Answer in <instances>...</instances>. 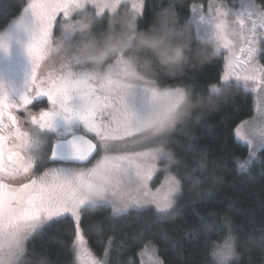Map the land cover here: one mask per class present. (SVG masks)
<instances>
[{"label": "snow or ice", "instance_id": "snow-or-ice-1", "mask_svg": "<svg viewBox=\"0 0 264 264\" xmlns=\"http://www.w3.org/2000/svg\"><path fill=\"white\" fill-rule=\"evenodd\" d=\"M123 2L30 0L24 8L22 18L26 23L22 28L30 37L26 45L32 69L30 83L14 100L0 90V264H21L29 255V243L35 236L68 219L75 226L71 251L76 264H108L109 248H105V259H97L86 245L81 228L85 214L110 207L109 220L114 221L134 209L150 211L145 205H155L157 213L175 210L174 201L182 194L184 181L200 182L196 172L204 168L203 163L188 169L177 160V154L168 150L169 136L144 137L139 133L136 113L126 103L130 84L113 76L97 80L86 68L72 65H64L60 75L49 73L42 80L36 77L40 61L50 55L58 39L53 34L58 14H63L60 25L86 5L93 6L100 16L102 10H117ZM142 8L143 3L132 4L137 22ZM190 13L210 25L207 38L228 53L223 76L201 93L215 90L217 85L231 88L241 81L245 88L264 91V65L258 62L264 52V3L249 0V9L238 14L229 8L227 0H209L207 8L193 4ZM144 85L152 94L161 87L149 82ZM222 97H217V101ZM45 98L49 108L41 109L38 116L29 112V106L42 104ZM14 110H23L24 117H18ZM198 115L202 119L205 113ZM241 127L234 130L238 138ZM88 134H94L95 141ZM246 143L252 148L250 140ZM97 150L102 155L88 166ZM187 151L200 161L207 159L194 146L190 145ZM165 161V182L153 191L149 182L158 171V164ZM238 167L242 169L243 165ZM214 227L211 221L202 219L187 235L196 237ZM115 228L110 223L99 234ZM249 238L242 241L229 226L227 238L213 248L212 264H232L233 244L236 247ZM112 242L110 239L109 244ZM40 264L44 262L41 260ZM151 264L162 262L153 258Z\"/></svg>", "mask_w": 264, "mask_h": 264}, {"label": "trees", "instance_id": "trees-1", "mask_svg": "<svg viewBox=\"0 0 264 264\" xmlns=\"http://www.w3.org/2000/svg\"><path fill=\"white\" fill-rule=\"evenodd\" d=\"M26 1L0 0V30L21 12ZM207 1L143 0L138 25L147 27L155 12L171 4L180 23L188 28L194 45L199 40L215 45L198 37L192 25L191 6ZM236 1L227 0V3L235 4ZM257 3H264V0H257ZM84 11L95 12V9L86 7ZM117 11L131 13L127 2H123ZM107 14L108 11L101 13L100 19ZM103 27L101 22L97 31ZM24 57L26 60V55ZM11 65L18 68L21 61H14ZM223 67L224 52L219 50V54L202 67L187 70L177 79L162 76L159 85H191L195 91L201 92L209 83L219 80ZM13 79L16 80L14 76ZM17 88L20 86L17 85ZM207 93L203 91V94ZM42 106L45 109L50 105L44 100V103L33 104L29 108L36 110ZM254 106L253 93L238 84L227 88L226 94L214 108L203 111L205 115L202 119L198 115L200 112H194L192 118L168 134L171 138L168 150L177 154V160L186 168L193 169L204 164V168L196 172L200 182L184 181L182 194L174 205L175 210L157 213L155 208L149 206L144 208H150V211L134 209L118 215L114 221L109 220L110 207L89 211L83 216L81 228L90 251L98 259H105V248H109L108 264H139L138 251L144 245L151 244L163 264H212L214 245L227 237L229 226L242 241L245 237L256 239L264 236V146L258 150L247 169L239 170L237 160L247 154V146L234 134L236 125L252 116ZM190 145L204 152L207 159L200 161L197 155L189 154L187 150ZM157 176L153 183H157ZM202 219L211 221L215 227L196 237L187 235L194 226L201 224ZM110 223L116 225L115 230H104L100 235V231L107 229ZM74 239L75 226L71 219L52 225L30 241L29 255L21 264H40L41 260L44 264H75L74 252L71 251ZM110 239L113 240L111 244ZM235 248L240 254L232 258V264H264L261 244L252 245L247 241Z\"/></svg>", "mask_w": 264, "mask_h": 264}, {"label": "clouds", "instance_id": "clouds-1", "mask_svg": "<svg viewBox=\"0 0 264 264\" xmlns=\"http://www.w3.org/2000/svg\"><path fill=\"white\" fill-rule=\"evenodd\" d=\"M101 22L104 27L97 31ZM25 23L22 17L18 18V25L23 27ZM57 37L50 56L61 68L78 66L89 70L97 80L113 76L127 84L159 85L162 76L177 79L219 54V49L207 41L199 40L194 45L188 28L171 7L155 12L145 28L139 27L134 14L114 8H109L102 19L95 12H75L59 25ZM226 90V85H217L215 90L203 94L190 85L157 87L143 110L135 114L139 133L144 137L168 135L192 118L194 112L214 108L217 97L224 96ZM126 96L134 98L130 88ZM248 243L264 244V239L249 238ZM231 254H240L234 244Z\"/></svg>", "mask_w": 264, "mask_h": 264}, {"label": "rangeland", "instance_id": "rangeland-1", "mask_svg": "<svg viewBox=\"0 0 264 264\" xmlns=\"http://www.w3.org/2000/svg\"><path fill=\"white\" fill-rule=\"evenodd\" d=\"M30 2V0H27L25 5L23 6L21 12L13 17L9 23L4 26L0 30V90L5 91L8 96L12 95L14 93V89L17 87V85L20 84V81H12L11 74H23L18 68L17 65H11L14 61H24L26 52V45L28 40L30 39L29 35L24 31L22 27L18 26V18L22 17L24 14V8L27 6V4ZM124 2H127L130 6L131 13L132 11V4L137 3L140 4L143 2V0H124ZM209 3V0L205 3H196V4H203L205 8H207V4ZM229 8L232 9L233 12L238 14H243L249 9V0H237L235 4H228ZM86 7H93L91 5H86ZM142 10V9H141ZM84 10H77V14ZM96 11V9H95ZM108 11L107 9L102 10L101 13ZM141 13V11H140ZM27 20V18H25ZM191 19H192V25L193 29L195 30L198 37H201L203 39L209 40L207 38V34L210 31V25L202 22L199 17L195 14L191 13ZM63 20V14L60 13L57 16V23H54L53 26V34L54 36L58 35L59 32V21ZM211 41V40H209ZM212 42V41H211ZM214 43V42H213ZM215 44V43H214ZM216 46V45H215ZM219 50L224 52V65H225V57L228 55L227 51L223 48H220ZM24 54V55H23ZM260 56L263 58L261 60ZM258 62L262 65H264V52H262L258 56ZM11 65V66H10ZM10 67V68H9ZM10 70V71H9ZM224 67L222 71V75L224 74ZM38 72L44 73L43 79L46 78L49 73H54L56 75H60L63 72V69L60 67L59 63L52 57L48 56L45 59L40 61L39 67L36 69V77L38 78ZM11 73V74H10ZM42 76V75H40ZM234 81V78H233ZM235 82V81H234ZM251 83V82H249ZM243 86V82L241 81L239 83ZM244 87V86H243ZM245 88V87H244ZM130 89L132 93L134 94L133 99L126 98V103L128 104L129 108L134 112L138 113L143 110L144 106L149 102L150 99V93L146 90V87L144 83L142 82H131L130 83ZM250 90L254 95L255 100V106H254V112L251 117L242 120L240 123L236 125L234 130L237 127H241V132L238 136L235 134V137L237 140H239L241 143L245 144L247 146V154L237 160V166L239 164H242V169L238 167L239 170H245L248 168L251 160L255 157L258 150L264 146V91H261L260 89H254V88H246ZM15 111V114L23 118L25 113H19V111ZM23 111V110H22ZM29 112L38 115L37 112H33L29 109ZM94 139V134H88ZM250 140V143L252 145V148L250 145L246 143V141ZM133 150H146L144 148H135ZM254 152V154H252ZM102 153L99 151L98 154L90 161L88 166H91V164H94L97 159L100 158ZM52 165H49L48 167H51ZM164 164H158V171L154 173L152 180L155 179L157 174L158 181L157 183H152V180L149 182V187L155 191L157 188L161 186L165 182V177L168 173H166L164 170ZM177 201V200H176ZM174 201V205L176 203ZM153 207L155 208V205H145L143 207ZM130 208H133V206L129 205ZM156 209V208H155ZM227 238V237H226ZM216 242L215 245L223 243L224 240ZM214 245V246H215ZM154 253V256H153ZM94 255V254H93ZM140 263L139 264H151V260L153 258H158L160 261V257L157 254V251L155 247L151 244L144 245L137 253ZM75 256V253H74ZM95 256V255H94ZM96 257V256H95ZM97 258V257H96ZM233 258V256L231 257ZM98 259V258H97ZM100 259V258H99ZM162 262V261H161ZM76 264V261H75ZM163 264V263H162Z\"/></svg>", "mask_w": 264, "mask_h": 264}, {"label": "flooded vegetation", "instance_id": "flooded-vegetation-1", "mask_svg": "<svg viewBox=\"0 0 264 264\" xmlns=\"http://www.w3.org/2000/svg\"><path fill=\"white\" fill-rule=\"evenodd\" d=\"M26 60H29L28 62ZM26 60L21 61V65L18 67V69L23 73V74H11L13 75L16 79H18L20 81V88L14 93V95H12V99H14L15 97L20 96L21 94H23L25 92V90L27 89V87L29 86V80L31 77V70L30 69V58L28 57V55H26ZM10 99V100H12ZM41 109H44V107H39L37 109V111H40ZM47 109V108H45Z\"/></svg>", "mask_w": 264, "mask_h": 264}, {"label": "water", "instance_id": "water-1", "mask_svg": "<svg viewBox=\"0 0 264 264\" xmlns=\"http://www.w3.org/2000/svg\"><path fill=\"white\" fill-rule=\"evenodd\" d=\"M90 139H92L90 136H89ZM94 140V139H93ZM95 141V140H94ZM97 151L93 154V156L90 158V161L94 158V156L96 155ZM50 154V153H49Z\"/></svg>", "mask_w": 264, "mask_h": 264}]
</instances>
